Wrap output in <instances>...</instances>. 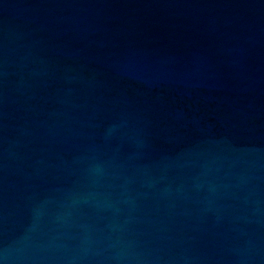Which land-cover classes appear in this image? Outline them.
<instances>
[{
  "label": "water",
  "instance_id": "1",
  "mask_svg": "<svg viewBox=\"0 0 264 264\" xmlns=\"http://www.w3.org/2000/svg\"><path fill=\"white\" fill-rule=\"evenodd\" d=\"M0 264H264V0H0Z\"/></svg>",
  "mask_w": 264,
  "mask_h": 264
}]
</instances>
